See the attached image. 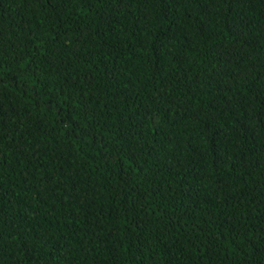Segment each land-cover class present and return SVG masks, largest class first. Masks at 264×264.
Listing matches in <instances>:
<instances>
[{
    "label": "trees",
    "instance_id": "1",
    "mask_svg": "<svg viewBox=\"0 0 264 264\" xmlns=\"http://www.w3.org/2000/svg\"><path fill=\"white\" fill-rule=\"evenodd\" d=\"M0 264H264V0H0Z\"/></svg>",
    "mask_w": 264,
    "mask_h": 264
}]
</instances>
